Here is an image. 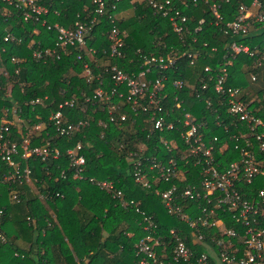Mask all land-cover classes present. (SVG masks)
<instances>
[{"label": "trees", "instance_id": "1", "mask_svg": "<svg viewBox=\"0 0 264 264\" xmlns=\"http://www.w3.org/2000/svg\"><path fill=\"white\" fill-rule=\"evenodd\" d=\"M172 1L187 18L182 37L173 31L166 16L154 12L147 0H104L101 13L95 11L97 6L93 0H37L50 7L43 15L47 24L72 27L76 20L85 23L87 45L94 48V56L101 64L95 67V62H90V67L107 86L112 81L102 72L103 66L116 65L126 72H138L144 68L139 53L166 55L175 49L176 68L165 71L154 68L149 77L164 72L169 80L167 91L182 100L180 108H175L173 99H169V106L176 112L172 117L188 111L197 121L205 122L202 132L206 141L217 137L213 154L221 168L240 159L239 150L234 147L236 138L241 143L240 133L247 135L250 130L246 121L228 112L225 94L215 91L213 82L226 67L224 86L240 88L246 108L264 120V24L253 22L247 33L236 36L222 31L224 23L237 14L239 5L249 4L251 0ZM213 2L223 15L220 23H216L210 8ZM112 15L116 16L115 26L123 35L121 56L109 53L111 40L106 32L111 31ZM56 35L54 27L48 29L40 22L24 21L17 9L0 0V126L3 118L13 120L12 136L19 137L22 126L15 121L16 115L22 119L21 123L42 121L46 124L43 134L33 137L31 144H42L44 138L59 149L55 159L21 160L22 166L31 168L37 191L30 183L4 181L3 174L9 167L0 159V208L4 210L0 233L5 238L0 239V264H135V244L146 233L144 215L151 218L157 233L166 239L173 227L181 229L190 243L192 230L175 212L168 211L159 195L135 180L126 154L144 151V156L169 157L171 152L159 137H175L177 144L185 147L179 131L155 129L150 121H143L145 113L135 117L128 105L122 106L127 115L125 120L110 121L105 111L85 102L99 83L98 79L87 82L81 75L83 60L89 59L88 54L83 50L80 60L73 46H69L67 53L61 51L55 46ZM232 41L247 45L249 51L236 53L230 59ZM47 47L56 48L59 58L56 55L40 60L32 58L34 49ZM183 51L199 52L194 64L186 53L179 55ZM206 66L209 71L205 70ZM173 79H182L185 86L172 87ZM204 82L207 83L202 88ZM37 97L43 100L32 102ZM66 100L72 105H65ZM13 107H20L21 111L13 113ZM5 108L9 111L5 112ZM57 110L62 112L65 122L82 116L88 123L77 129L71 139L59 136L48 119ZM77 140L84 145L85 179L74 177L66 154V149ZM259 157L264 159L263 154ZM185 167L193 170L194 175L186 174L180 186L200 177L199 166L195 168L189 162ZM62 170L64 176H61ZM89 177L111 180L133 204L122 207L110 193L90 182ZM169 184L159 181L157 186L164 189ZM243 187L252 190L264 187V175ZM13 192H18V202L11 200ZM178 203L183 212H197L196 201L180 199Z\"/></svg>", "mask_w": 264, "mask_h": 264}, {"label": "built area", "instance_id": "2", "mask_svg": "<svg viewBox=\"0 0 264 264\" xmlns=\"http://www.w3.org/2000/svg\"><path fill=\"white\" fill-rule=\"evenodd\" d=\"M6 5L17 9L23 20H34L46 25L47 28L54 27L57 30L55 46L61 51L68 52L69 46L78 50L77 59H82L83 50L88 54V60H83L82 76L87 82L98 79V86L93 92L86 96L85 102L98 106L100 110L107 113L108 119L125 120L127 118L122 106L128 105L136 117L140 112L145 113L143 121H150L152 126L158 130L179 131V139L185 147L179 146L175 137L170 139L159 137L160 142L171 152V156L162 157L158 155L144 156V151L137 153L129 151L127 160L132 165V173L135 180L145 188L152 189L159 195L169 212H175L185 224L192 230L191 241L188 243L187 235L181 229L170 228L167 239L157 233L156 225L151 218L144 215L143 229L145 235L135 244V264H264V187L252 190L243 186L253 184L255 178L264 175V120L253 115L241 99L242 91L238 87H225L224 82L227 76V68H222V74L217 76L213 82L215 91L225 94V103L228 112L238 116L248 124L250 133H240L242 142L236 138L234 147L239 150L240 159L233 160L224 167H219L213 154L214 142L206 141L202 129L205 122L197 121L188 111L182 112L181 116H174L173 107L169 106V99L174 101L175 108H180L182 100L175 94L167 91L168 76L163 72L149 77V74L158 68L160 71L176 68L177 57L175 49L166 55L139 53L144 68L138 72H126L116 65L101 69L112 84L105 85L100 74L94 73L90 62H95V67H101L94 56V48L87 45V26L80 20H76L72 27H63L58 24H47L43 15L50 11V7L42 5L37 0H1ZM96 3L98 13L104 9V0H93ZM197 0H193L196 3ZM228 2L229 0H224ZM154 12H160L166 16L171 23L173 31L180 37L184 32L186 16L174 5L172 0H147ZM215 15L216 23L223 20V15L218 11V4L213 2L210 6ZM117 16V14H115ZM110 17L112 23L111 31L106 32L111 40L109 48L110 55L121 56L123 47V35L115 26L116 16ZM202 20H199L201 23ZM253 22L264 24V0H251L249 4H240L237 14L231 20L224 23L222 31L228 35H240L248 32ZM6 36L4 39L7 40ZM182 39V38H181ZM165 46V45H164ZM229 57L232 59L236 53L248 52V46L232 41L229 46ZM194 64L195 57L199 52L190 53L183 51ZM60 54L56 48L47 47L34 49L32 58L35 60L44 59ZM16 63L19 59L12 58ZM260 65V62H259ZM205 70H210L209 66ZM17 71V70H16ZM256 78L255 74L251 79ZM211 79V77H210ZM204 82L202 88L206 86ZM171 86L182 89L185 82L182 79H173ZM44 96L43 99H46ZM42 98L37 97L32 102H41ZM72 105V102L64 101V104ZM60 107L62 104L59 105ZM9 111L5 108V112ZM13 113H19L20 107H13ZM49 121L55 126L59 136L72 138L75 131L85 125L88 121L82 116L76 120L65 122L60 110L52 112ZM16 115L15 121L20 122L22 130L18 131L21 136L15 137L11 133L13 120L2 119L0 126V159L3 164L9 167V171L3 174L4 181H11L18 184L29 183L31 168L22 166L21 160L28 157H39L41 160L57 158L59 149L52 145L49 140L42 138V144L32 145V138L40 136L46 124L42 121H22ZM134 121H136L134 119ZM102 122V119L100 120ZM180 127V128H178ZM48 134V133H46ZM83 142L77 140L66 149L69 165L73 168L74 177L85 179V156L82 153ZM145 160V161H144ZM197 168L199 166L200 177L197 181L180 186V180H185L186 174L194 175L193 170L186 169L187 164ZM64 170L61 176H64ZM88 180L101 189L110 193L116 198L122 207L133 204L127 199L124 193L118 189L111 180H99L89 177ZM159 181L169 182V186L161 189ZM196 201L197 212L190 214L182 211L179 200ZM11 200L18 202V192L11 194ZM144 214L143 211H140ZM4 215L3 208H0V225ZM226 220L231 223L227 224ZM193 234V235H192ZM0 239L4 236L0 233Z\"/></svg>", "mask_w": 264, "mask_h": 264}, {"label": "rangeland", "instance_id": "3", "mask_svg": "<svg viewBox=\"0 0 264 264\" xmlns=\"http://www.w3.org/2000/svg\"><path fill=\"white\" fill-rule=\"evenodd\" d=\"M29 183H30L32 189H34L36 191L38 190L37 187H36V185H34V183L32 182V180Z\"/></svg>", "mask_w": 264, "mask_h": 264}, {"label": "crops", "instance_id": "4", "mask_svg": "<svg viewBox=\"0 0 264 264\" xmlns=\"http://www.w3.org/2000/svg\"><path fill=\"white\" fill-rule=\"evenodd\" d=\"M19 242H20L21 246H23V245H24V242H23V241H19Z\"/></svg>", "mask_w": 264, "mask_h": 264}]
</instances>
